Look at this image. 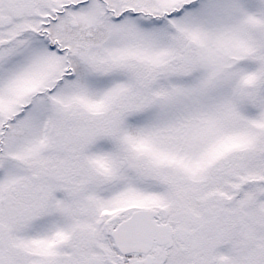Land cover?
Returning a JSON list of instances; mask_svg holds the SVG:
<instances>
[{"label": "snow or ice", "instance_id": "snow-or-ice-1", "mask_svg": "<svg viewBox=\"0 0 264 264\" xmlns=\"http://www.w3.org/2000/svg\"><path fill=\"white\" fill-rule=\"evenodd\" d=\"M0 264H264V0H0Z\"/></svg>", "mask_w": 264, "mask_h": 264}]
</instances>
